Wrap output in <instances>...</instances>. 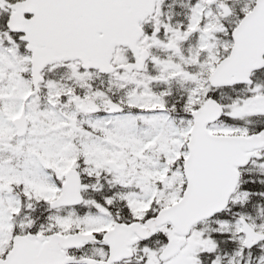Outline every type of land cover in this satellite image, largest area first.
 Returning <instances> with one entry per match:
<instances>
[{
  "label": "snow or ice",
  "instance_id": "obj_1",
  "mask_svg": "<svg viewBox=\"0 0 264 264\" xmlns=\"http://www.w3.org/2000/svg\"><path fill=\"white\" fill-rule=\"evenodd\" d=\"M0 264H264V0H0Z\"/></svg>",
  "mask_w": 264,
  "mask_h": 264
}]
</instances>
